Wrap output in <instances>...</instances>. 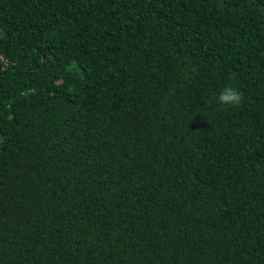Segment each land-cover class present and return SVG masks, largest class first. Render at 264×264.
<instances>
[{
  "label": "trees",
  "instance_id": "obj_1",
  "mask_svg": "<svg viewBox=\"0 0 264 264\" xmlns=\"http://www.w3.org/2000/svg\"><path fill=\"white\" fill-rule=\"evenodd\" d=\"M0 264H264V0H0Z\"/></svg>",
  "mask_w": 264,
  "mask_h": 264
},
{
  "label": "clouds",
  "instance_id": "obj_2",
  "mask_svg": "<svg viewBox=\"0 0 264 264\" xmlns=\"http://www.w3.org/2000/svg\"><path fill=\"white\" fill-rule=\"evenodd\" d=\"M218 102L227 106H239L243 97L236 88L225 87L218 96Z\"/></svg>",
  "mask_w": 264,
  "mask_h": 264
}]
</instances>
